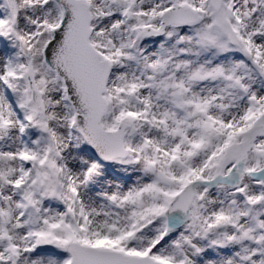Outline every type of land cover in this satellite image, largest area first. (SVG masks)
Returning <instances> with one entry per match:
<instances>
[{
	"label": "snow or ice",
	"instance_id": "1",
	"mask_svg": "<svg viewBox=\"0 0 264 264\" xmlns=\"http://www.w3.org/2000/svg\"><path fill=\"white\" fill-rule=\"evenodd\" d=\"M0 264H264V0H0Z\"/></svg>",
	"mask_w": 264,
	"mask_h": 264
}]
</instances>
